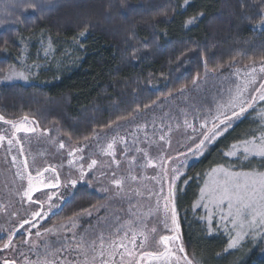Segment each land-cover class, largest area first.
Masks as SVG:
<instances>
[{"label":"trees","instance_id":"1","mask_svg":"<svg viewBox=\"0 0 264 264\" xmlns=\"http://www.w3.org/2000/svg\"><path fill=\"white\" fill-rule=\"evenodd\" d=\"M262 12L261 0H0V82L18 73L26 77L0 83V116L14 123L27 117L65 146L115 138L114 146L125 149L131 139L140 144L143 136L163 134L185 120L206 121L228 96L222 78L264 62V31L252 29ZM241 126L200 159H193L194 148L177 169L180 244L193 264H264V237L237 262L226 236L210 230L196 207L206 175L228 165L222 157L233 145L253 138L235 134ZM99 188L75 187L40 229L69 218H90L85 225L95 235L106 229L110 214L104 222L94 218L109 202ZM19 241L16 235L11 242L1 238L0 250Z\"/></svg>","mask_w":264,"mask_h":264},{"label":"rangeland","instance_id":"2","mask_svg":"<svg viewBox=\"0 0 264 264\" xmlns=\"http://www.w3.org/2000/svg\"><path fill=\"white\" fill-rule=\"evenodd\" d=\"M85 17H87V12L81 13L79 20ZM252 29L264 31V27L259 26V23ZM262 66H264V62L235 70L222 78V82H225L229 87L228 96L218 102L210 118L206 120L208 121L207 127H211L213 122L219 124V121L212 119L217 114L218 106L226 105L236 95L238 87L244 88L245 84L254 76L255 82L249 83L242 93V99L245 101L244 106L248 110V104H251L253 97L258 93L256 89L264 83V72L260 71ZM28 67L24 65V68ZM253 68H255L254 73L252 72ZM9 77L12 78L9 79ZM15 79L10 75L0 83L14 82ZM18 79L20 77H17L16 80ZM256 99L258 100L248 115H245L244 112L238 117H233L232 110L228 108L220 110L231 117L230 124L234 123L233 126H237L242 121L243 126L239 127V130L234 132L235 134L253 136L258 140L261 135H264V100L259 99V93ZM234 110L238 112L239 108ZM15 123L19 125L24 121ZM188 123L193 127H186L185 123L171 127L163 134L153 133L151 136H143L140 144L136 143V138L131 139L129 143L131 145H127L126 149L122 146L120 148L114 146L115 155L111 156L105 154L108 145L106 142L95 141L81 146L68 145L61 149L60 141L55 135L50 134L49 131L38 130L29 121L25 123V127H34L35 132H15L11 124H5L0 120V136L5 137L4 140H0V239L5 238L6 241L11 242L15 235L20 238L19 242H8L9 247L0 250V264H5V261H8L9 264H45V262H49V264H84L85 253L78 248L81 236L90 242L103 233L107 243L112 241L119 243L123 240L128 248H132L129 241L133 230L138 233L143 232L148 236L145 247L135 249L137 252L135 259L139 258V253L142 251L163 252L164 245L160 243V237L172 236L175 233L172 231L171 212L169 211L166 218L163 211V200L161 199L158 204L154 193L160 192L163 188L162 195L167 194L168 185L173 175L172 169H179L180 165L184 163L186 155L191 153L189 149L193 150L196 144L203 139L202 133L207 128L202 129L200 125L205 121ZM233 126H228L226 131L221 130L223 134L209 142L210 145L197 152L193 159L203 157L211 145L213 146L231 133ZM14 132L15 138H13ZM161 136H164L165 139L161 140ZM138 139L140 138L138 137ZM9 140H12L11 144H9ZM70 151L73 153L71 156L69 155ZM235 151L237 152L235 156L224 154L222 157L228 163L227 166H224L225 168L234 172L264 173V157L249 155L245 158L243 143L238 145ZM174 156H180V158L167 164L168 159ZM148 159L153 161L154 168L147 166ZM93 160L96 161V164L89 169L88 165ZM25 164L28 166L27 170H25ZM44 169H55V171L45 172ZM81 169L85 173V179L82 181L79 180ZM164 170L168 173L167 177H164ZM38 171L42 173L39 177H37ZM114 173L116 178L136 175L138 179L135 182L126 179L123 191L117 195L115 185L112 183ZM208 174L203 186L205 181L209 180ZM29 175L34 178L33 184L35 185L32 201H29L24 195L29 186ZM87 176H92V178L88 180ZM57 177H59L60 183L56 187L45 186L46 184H56ZM152 177H161L162 179L160 183H157ZM73 179L78 180L75 187L86 183L99 186L101 193L108 198V205H105L96 216L94 215V218L98 221L102 220V222L106 220L105 216H109V214L111 216L106 229L93 232L97 235L92 234L93 230L85 225L90 221V218L88 221L84 219L82 223L75 222V226L69 221L48 229H40V225L50 215L53 208L74 189L70 183ZM137 189L144 195L136 196ZM149 190L153 192L152 195H149ZM129 197H131L130 201ZM196 207L203 212V221L209 229L213 228L215 232L223 233L228 239V244L240 231L239 227L233 228L231 220H221L219 210L213 212L209 221V213L203 206V202L200 201V192ZM36 212L41 215L34 217L33 214ZM45 213L48 215L45 216ZM111 220L114 223L111 224ZM25 221H29V223H24ZM152 229L156 231L153 232ZM37 232L41 235L37 236ZM243 232V239L234 248H228L234 258H238L237 262H242L254 244L264 237V226L259 224L252 227L246 226ZM125 233H127V239H124ZM10 237L11 240H9ZM140 239L142 237L138 236L137 241L139 242ZM171 244L172 242H169V246ZM98 251L99 242L97 241ZM123 251L122 248L118 249L116 255L106 258L113 264H135V259L128 256H124L122 261L120 253ZM177 254L182 256L181 253ZM93 255H97V253H93L89 249L87 252L89 264H92ZM96 264H99V260L96 261ZM143 264H162V262L152 260L144 261Z\"/></svg>","mask_w":264,"mask_h":264},{"label":"snow or ice","instance_id":"3","mask_svg":"<svg viewBox=\"0 0 264 264\" xmlns=\"http://www.w3.org/2000/svg\"><path fill=\"white\" fill-rule=\"evenodd\" d=\"M261 3H264V0H261ZM33 7H37L33 5ZM194 20V18H193ZM193 20L187 21V23H192ZM259 26L264 27V12L261 13L259 19ZM85 33L81 32L80 35L83 36ZM261 72H264V66L260 68ZM252 72H255V68L252 69ZM20 78L26 79L23 73L17 74ZM12 77H9L11 79ZM199 76L193 79L192 83L195 85ZM255 77L253 76L251 80H249L244 88L237 89V93L233 96L226 105L218 106V111L216 116L212 119L213 121H219V124L212 123L211 127H207L208 121L202 123L200 127L207 128L205 132L202 133L203 139L200 140L198 144L195 146V150L197 152L201 151L205 142H211L215 140L218 136L223 133L220 131V125H224V131L227 130V127L230 126L231 117L225 115L223 111L220 109L228 108L232 110V116L238 117L242 113H244L247 109L244 106L245 101L242 99V93L246 90L249 83H254ZM184 88L179 89V92L182 94L184 92ZM259 93V99L264 100V83L260 85V88L256 89ZM171 95V93L169 94ZM256 97H253L255 99ZM153 104L156 102L153 101ZM146 109L151 107L150 105L144 106ZM239 108V111H235L234 109ZM248 107H251V104H248ZM139 109H137L138 111ZM223 117V119H221ZM0 120L4 121L6 124H11L12 128L15 129V132H35L36 129L25 127V123L28 118L24 117V123L16 124L12 121L5 120L3 116H0ZM186 127L192 128L193 126L185 120ZM111 127V125H109ZM196 131V129H193ZM15 132L13 133V138H15ZM4 136H0V140H4ZM123 139V138H122ZM165 139L164 136H161V140ZM9 144L12 143V140L8 141ZM18 142V141H17ZM114 144L115 138H113L112 142H109L107 145V149L105 151L106 155L114 156ZM60 148L63 149L65 147L64 143H60ZM238 148V145H233L232 149L225 153L226 156H235L237 152L235 149ZM81 150V149H78ZM189 151H193L191 148ZM72 151L69 152L71 156ZM243 154L244 157L247 158L249 155L253 156H261L264 157V135H261L259 139L253 137L252 140L243 142ZM147 156V153H145ZM15 159V158H14ZM96 164V161L93 160L88 168L91 169ZM148 167H155V164L151 159L147 160ZM27 164H25V170H27ZM47 171H55V169H44ZM172 177L171 182L168 185V190L166 195H162L163 188L158 193H154L157 197V203L163 200V211L165 217L167 218L169 211L171 212V223H172V231L175 233L172 236H161L160 243L164 245L163 252H149L142 251L139 253V258L135 259L137 256V252L135 249L137 247L143 249L145 244L148 241V236L143 232L132 231L131 239L129 243H131L132 248H128L126 244L121 240L119 243L116 241H112L111 243H107L103 233H101L96 239H92L90 242L85 239L84 236H81L80 243L78 244V248L81 249L85 253V262L84 264H89L87 260V252L90 249L93 253H97V255L92 256V264H96V261L99 260V264H113L112 261L107 259L106 257H112L117 254L118 249H124L123 253H120L122 261L124 256H128L135 259V264H143L144 261H160L162 264H193V261L189 259L185 252V248L182 244H180L179 237V225L177 223V213L174 204V195H175V181L179 176V172L177 169H172ZM42 173L37 172V177L41 176ZM168 173L164 170V177H167ZM209 180L205 181L204 186L200 189V201L203 202V206L208 211V219L211 220L212 214L214 211L219 210L221 220L228 221L231 220L233 228L239 227L240 231L237 232L236 236L232 238L228 244V248H234L241 239H243L244 232L243 229L247 227H252L257 224L264 226V173H255V172H234L231 171L224 166H218L211 169V172L208 174ZM85 179V173L83 169H81L79 180ZM130 179L135 182L138 177L136 175H129L128 177L116 178L115 173L113 174L112 183L115 185L117 190L116 194L119 195L120 192L124 189L125 180ZM152 179L156 180L157 183H160L161 177H152ZM34 178L29 175L28 176V189L25 190L24 195L28 198L29 201H32V192L35 190V185L33 184ZM60 183L59 177L56 178V184H46V187H56ZM70 183L75 188L78 183V180H71ZM153 192L149 190V195H152ZM136 196H143L144 193L139 189L135 191ZM51 199V197H49ZM131 197H129L130 201ZM226 206V207H225ZM90 214V213H89ZM41 213L36 212L33 216H40ZM45 216L48 213L44 214ZM70 223L75 226V220L73 218H69ZM24 223H29V221H25ZM131 225V222H130ZM63 227V225H61ZM167 227V224L165 225ZM51 231V230H48ZM155 232V229H152ZM37 236L41 234L39 232L36 233ZM141 236L142 239L137 241V237ZM124 239H127V233H125ZM11 240V237L9 238ZM97 241L99 242V251L97 252ZM169 242H172L171 246H169ZM5 248L9 247V244L6 243L4 245ZM177 253H184L183 256L178 255ZM5 264H9L8 261H5ZM45 264H49V262H45Z\"/></svg>","mask_w":264,"mask_h":264}]
</instances>
